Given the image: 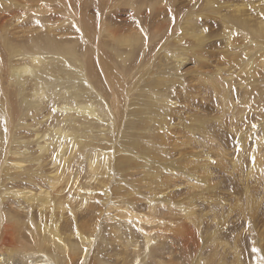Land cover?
<instances>
[{"label": "bare ground", "instance_id": "6f19581e", "mask_svg": "<svg viewBox=\"0 0 264 264\" xmlns=\"http://www.w3.org/2000/svg\"><path fill=\"white\" fill-rule=\"evenodd\" d=\"M81 1L88 9L95 6L97 11L101 12L109 7L108 10L112 11L110 13L108 10L103 11L97 15L96 22L93 23L89 16H83ZM181 1H185V6L190 5V0H0V92L3 91L4 77H6L5 82L8 83L7 93L4 94L2 105H0L3 112V117L0 116V159L2 161L5 155L10 154L6 151L7 131L5 129L8 124L12 130L16 111H31L36 122L37 114H43V123L38 122L40 126L33 133L36 140L32 146L36 149L31 151L32 147L27 149L25 145H16V152H13L17 158L16 164L11 159L15 173L23 174L27 184L24 185L17 180V191H13L9 196L0 192V264H77L78 259L84 256L90 246L92 235L104 213L98 210L99 195L108 180L115 178L113 171L119 167L127 175L130 174L129 171L146 172L139 182L155 184L159 188L155 190H160V193L164 191V197L169 196L170 193H178L181 185H185L184 188L188 192L200 188L196 180H172L171 184L167 185L159 183L155 174H151L149 178L147 164L143 161L138 162V156L129 149L122 148L119 151L121 161L118 158L115 160L119 167L116 164H110L108 161L111 158L110 155L94 154L91 158L83 155L86 161L84 168L86 180L84 181L75 175L73 163L60 167L59 161L62 156L56 159L63 149L65 140L68 149L73 153L77 143L72 140L74 137L77 139V135H88L87 139H89L91 135L108 134L107 131L113 123L111 116L114 112L111 108L119 104L123 92L115 84L107 85L104 75L113 76L116 73V63L123 65L128 63L124 69H132L138 59L136 55L139 53L142 55L143 49L148 52L151 49L150 43L164 34L157 27V22L163 18L166 19V34L170 33L176 42H182L186 37L199 36L198 41L203 38V42L208 39L210 34L205 32L207 28L205 24L192 23L191 19L184 15L185 18H172L175 7ZM258 1L249 0L250 9L237 18L254 22L258 26L257 29L264 35V10ZM213 4L221 8L216 11L219 21L222 18L221 23L225 22L226 16L230 21H235V15L244 12L248 7L244 0H224L222 3L221 0H215ZM222 9L225 13H221ZM201 11L203 10H199ZM75 13L81 18L80 32L74 40L69 38L65 40L61 36L68 33L67 36L71 37L70 33L73 31L64 26V23ZM106 14H110L112 19L113 14H116V24L109 19L102 23L101 17ZM121 16L127 17L124 20L125 23L120 24ZM97 22L102 24L97 25ZM223 27L226 30L224 33L226 39L231 40L232 34L228 30L229 27L226 25ZM178 33L182 35L175 37ZM165 42L170 43V37ZM187 54L193 56L198 62H207V58L199 52H182L176 58L177 61L181 64ZM230 54L231 50L223 58L212 62L214 72H211L213 73L211 75L208 74V78L198 77V80L206 84L208 90L213 93L219 92L225 83L231 82L223 77V73L231 68L229 66L231 62L227 58ZM170 60L168 57L167 62ZM254 64L264 70V61L260 59L256 63L241 67L240 72L248 78L253 76L252 65ZM155 84L158 85L160 82L155 81ZM153 92H141L138 95L146 103L142 106L149 105L150 110H153L152 105L159 98V94ZM222 103L223 107L219 102L222 111L223 108L226 110L233 104L225 97ZM255 105L251 104V107ZM233 106L239 111L241 118L244 117L242 106L239 104H233ZM54 114L55 118H53ZM223 114L225 115L224 111ZM235 115L236 113L231 114L232 121L226 118V122H223L225 128L228 124H234L232 129L229 127L231 133L239 137L244 144L246 140L253 141L254 152L264 157L263 143L258 141L257 135H251V133L246 135L245 131L241 132L238 129L239 119ZM59 135H61L60 139L53 141ZM112 135H115V130ZM182 144L188 145L186 141ZM54 152L59 154L54 155ZM226 156L228 154L225 149L218 155L221 160H224ZM49 158H53L51 163L56 169L55 174L37 177L31 173L30 166L27 164L33 163L37 165V168H41L44 161L46 162ZM192 158L194 155L190 152L182 154L183 162L188 165H197L196 169L199 168V173L209 178L211 175L209 159L200 160L198 156L193 161ZM251 159L253 163L245 176L243 169L238 170L236 174L233 171L229 172L242 196H233L232 203L227 204L229 208L226 214L218 212L217 217H220V223L223 225L231 222L235 217L234 213L240 216L241 221L251 218L264 204V198L259 197L257 188L252 187V183L249 182V179L260 170L261 162L254 161L253 153ZM200 162H203L202 165ZM219 167L223 169L221 162L218 163V170ZM255 176L257 179L260 178L258 175ZM117 191H120L119 186ZM235 192L237 193V189L232 191V193ZM194 194L198 192L186 194L188 195L185 196L186 200L182 198L181 201H185L182 205H188L187 208H183L181 204L179 207V213L189 222V225L183 222L172 229V237L180 243L179 246L176 247L172 242L168 252L156 251L157 261L150 264H185L188 256L181 255L182 252L197 248L195 230L202 227L200 223L202 221L196 211L197 198L191 197ZM116 198L120 200L123 197ZM149 205L153 210V204ZM83 207L84 210L78 213L77 211ZM113 207L116 216L118 211H123L128 218L136 220L134 210L129 209L124 202L115 201L113 206L105 209V212ZM140 220L141 217L138 221ZM136 227L145 242L152 240L146 225L140 223L136 224ZM127 229L131 230V235L126 232ZM140 241L134 237L130 226L114 225L112 234L106 242L104 255L98 257L97 263L137 264L139 257L146 258L140 252V249L146 248V245ZM211 242L216 244L215 248L222 252L231 249L230 244L222 238L217 240V237H212ZM20 243L23 246L24 243L32 246V249H29V255H23L24 250L18 247ZM145 255L151 258L149 252ZM110 257L115 260H111ZM254 260L257 264L256 254Z\"/></svg>", "mask_w": 264, "mask_h": 264}, {"label": "rangeland", "instance_id": "374dc122", "mask_svg": "<svg viewBox=\"0 0 264 264\" xmlns=\"http://www.w3.org/2000/svg\"><path fill=\"white\" fill-rule=\"evenodd\" d=\"M214 1L197 0L194 2V0H190V5L187 6L184 5L185 1H181L175 7V12L172 15L174 19L187 17L191 19L192 23L205 24L207 26L205 32L209 33L210 36L204 42L203 38L198 41L199 36L186 37L182 42H176L170 33L166 34V19L163 18L157 22V27L164 34L150 43L149 48L151 49L148 52L143 49L142 55L140 53L136 55L138 59L132 69H124L128 63L126 65L116 63V73L113 76L104 75L107 85L115 84L123 92L119 104L113 105L111 108L114 112L111 116L113 123H111L109 132L107 131L108 134L91 135L89 139H87L88 135H77L79 141L75 137L72 140L77 143L73 153L68 149L65 140L63 141V149L56 158L59 159L62 156L59 161L60 167L69 166L73 163L75 175L84 181L86 180L84 178L86 161H84L83 155L91 158L94 154L104 153L110 155L111 158L108 161L111 165L116 164L118 166L115 160L118 158L121 161L119 151L122 148L129 149L130 152H134L138 156V162L143 161L147 164L146 169L149 178L151 174H155L159 183L167 185L171 184L172 180H196L197 186L200 188L188 192L184 188L185 185H181L178 193H170L169 196L164 197V191L160 193V190H155V188L159 189L155 184L139 182L146 172L141 173L142 170H139L132 173L129 171L130 174L127 175L118 166L119 169L113 171L115 178L108 180L99 195L98 210L104 211V213L92 235L90 246L84 256L78 259L77 264H98V257L104 255L103 251L106 250V242L112 234L114 225L130 226L134 237L146 245V248L142 245L144 249H140L141 255L146 258L139 257L137 264H150L157 261L156 251L168 252L172 242L176 247L179 246L180 243L172 237V229L183 222L189 225V222L179 213V207L185 202L181 201L182 198L186 200L185 196H188L186 194L193 192H198L191 197L197 198L196 211L201 218L202 227L195 230L197 232L195 233L197 248H192L181 254L188 256L185 264H256L255 254L258 260L257 264H261L260 257H264V204L254 216L245 221H241L240 216H236L234 213L233 222L232 220L226 222L228 225L221 224L220 217L217 215L218 212L226 214L229 208L227 204L232 203L233 196H242L229 172L233 171L236 174L238 170L243 169L245 176L253 163L252 153L254 161L261 162V168L255 174L260 178L257 179L254 175L249 179V182L252 183V187L257 188L259 197L264 198V157H260L254 152L255 144L253 141L246 140L244 144L239 140V137L231 133L229 127L232 129L234 124H228L226 128L223 124L227 117L228 120L232 121L231 114L236 113L235 117L239 119L238 129L241 132L245 131L246 135L250 133L257 135L258 141L264 145V70L254 64L252 65L253 76L248 78L240 72L241 67L249 63H256L260 59L264 61V35L257 29L258 26L254 22L237 18L250 9L249 0H244L248 7L244 12L235 15V21H230L229 17L226 16L224 23H221L222 18L220 21L218 19L216 11L221 8H217L213 4ZM223 1L221 0V3ZM47 2L53 3L52 1ZM258 4L264 10V0H259ZM55 8L57 9V7ZM107 10L103 9L98 12L95 6L88 9L81 1L83 16H89L93 23L96 22L97 15ZM199 10L203 11L199 12ZM108 11L110 13L112 10ZM221 13H225V10L222 9ZM101 18L102 23L109 19L116 24V14H113V19L110 18V14ZM126 18V16H121L120 24L125 23ZM80 23L81 18L75 13L72 18L64 23V26L73 31L70 33L72 36L68 37L67 33L61 38L74 40L80 32ZM102 23L97 22V25ZM75 25L77 27L74 28ZM225 25L229 27L228 30L232 34L231 40L226 39L224 34L226 30L223 27ZM181 35L182 33H178L175 34V37ZM168 37L171 39L170 43L165 42ZM166 50L169 52H165ZM229 50H231V54L227 58L231 62L229 65L231 68L223 73V77L231 80V82L225 83L219 92L213 93L208 90L206 84L198 80V77L205 79L213 74L211 73L214 72L212 62L223 58ZM182 52H199L200 55L207 58V62H198L193 56L187 54L180 64L176 58ZM168 57L171 60L167 62ZM158 70L161 71L156 73ZM3 79L0 105H2L4 94L7 93L6 86L8 85L5 82L6 77ZM155 81H159L160 84L156 85ZM141 92L159 94L158 100L152 105L153 110H150L149 105L142 106L146 103L144 99L138 97ZM224 97L227 100L230 99L233 104L241 105L244 117L241 118V114L233 104L226 110L223 108L224 115L219 105L220 102L222 107L224 106L222 103ZM251 104L256 105L251 107ZM11 108L14 110L12 106ZM1 109L0 106V116L3 117ZM140 111H144V113H140ZM42 115L37 114L36 122L31 111H16L12 130L7 124L5 145L7 144L6 151L10 154L5 155L3 161L0 159V192L5 196L17 191V180L24 185L27 184L23 174L17 175L15 173L11 159L14 161L17 159L13 155V152H16V145H25L27 149L32 147L31 151L36 149L32 146L36 140L33 133L40 126L38 122L43 123ZM53 118H55V114ZM253 124L256 125V128L252 127ZM113 130H115V135H112ZM59 137L61 135L54 138L53 141H58ZM184 141L188 145H183ZM53 145L55 146V143ZM224 149L228 156L221 160L218 155L222 151L224 152ZM172 151L173 153H171ZM185 152L194 155V158L191 159L193 161L198 156H200V160L209 159L211 172L209 178H205V175L199 173V168L196 169L197 165H188L182 161V154ZM53 154L57 155L59 152ZM52 159L49 158L46 162L44 161L41 168H37V165L33 163L27 164V166H30L31 173L37 177L49 176L50 173L55 174L56 171L51 163ZM219 162H221L223 169L219 167L218 170ZM202 163L200 162L201 165ZM28 175L30 177L29 173ZM118 186L120 191L116 192ZM236 189L237 193H232ZM116 197H123L124 199L118 200ZM115 201L124 202L126 206H129V209L134 210L136 220L133 221L128 218L123 211H118L116 216L114 207L105 212V209L113 206ZM149 204H153V210ZM182 206L187 208L188 205ZM83 210L84 207L76 211L80 213ZM140 217L141 220L138 221ZM140 223L147 226V232L152 240L149 239L148 242H145L138 231V227H136V224ZM126 232L131 235V230L127 229ZM168 236L170 238H166ZM212 237H217V240L222 238L223 241L230 244L231 249L226 250V252L216 249V244L211 242ZM18 247L24 250L23 255L25 256L29 255V249H32V246L26 243L24 246L20 243ZM254 247L259 249L258 253L253 252ZM147 252L150 253L151 258H147L145 255ZM110 258L115 260L113 257Z\"/></svg>", "mask_w": 264, "mask_h": 264}, {"label": "snow or ice", "instance_id": "6c2138e0", "mask_svg": "<svg viewBox=\"0 0 264 264\" xmlns=\"http://www.w3.org/2000/svg\"><path fill=\"white\" fill-rule=\"evenodd\" d=\"M141 31H143V29H141ZM205 31H207V29H205ZM145 40H147V36H145ZM53 111H55V109H53ZM252 127L253 128H256V125L253 124ZM5 131H7V130L5 129ZM249 226H251V225L249 224ZM253 252L254 253H258L259 252V249H257V248L254 247L253 248ZM260 261H261V264H264V257H260Z\"/></svg>", "mask_w": 264, "mask_h": 264}]
</instances>
